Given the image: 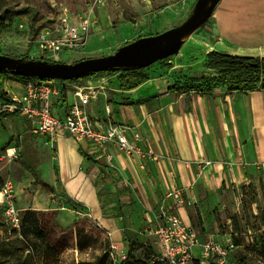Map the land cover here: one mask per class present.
<instances>
[{"label": "crops", "instance_id": "crops-1", "mask_svg": "<svg viewBox=\"0 0 264 264\" xmlns=\"http://www.w3.org/2000/svg\"><path fill=\"white\" fill-rule=\"evenodd\" d=\"M128 1L135 7L137 21H128L129 25L123 23L117 29L95 24L84 51L103 48L102 40L106 39L110 45L121 47L143 36L176 29L175 22L182 14L185 2L167 0L169 3L153 14L149 11L151 0ZM122 2L112 0L117 10ZM56 5L60 7L58 2ZM62 5V11L71 14L75 21L78 10L72 5ZM106 8L103 4L98 9L103 20L107 19ZM147 15L159 20L160 31H146L155 26L142 25ZM18 19V22L25 20ZM212 19L218 42L207 53L217 50L264 57V0H220ZM121 29L123 35H120ZM153 75V71L150 72V79L136 89L119 88L121 95L127 98L122 102L119 101L121 98L108 102L110 80L115 78L120 86L117 74L90 75L77 81H66L72 88H66L64 82L63 96L57 97L54 105L56 114L61 115L75 100L76 85L95 88L97 95L91 98L88 109L96 126L122 123L141 130L142 156L133 157L111 146L112 161H108L87 141L78 142L65 132L51 139L46 134L36 133L23 115L8 113L0 123V155L6 156L0 161L1 178L6 183L15 173L28 175L34 169L27 160L12 155L17 148L16 141L20 139L35 150L36 172L42 182L59 190L72 205L88 211L108 231L114 246L125 247L136 238L144 242L146 237L153 236L156 253H159L157 237L150 233L139 234V231L154 227L158 203L177 186L184 189L187 204L200 206V224L204 232L195 226L187 204L176 209L186 223L197 229L200 239L204 241L216 236L231 240L214 232L217 223L213 212L221 203L219 191L222 188L254 179L257 166L264 165V89L226 91V86H219L213 92L204 93L208 95V105L198 112L176 107L178 95L195 91L176 92L174 85L171 90L162 89ZM24 81L0 71V106L13 97H24ZM161 90L162 94L158 95ZM80 148L90 156V162L84 159ZM101 173L105 177L99 181L98 174ZM117 211L122 213L119 218L108 214Z\"/></svg>", "mask_w": 264, "mask_h": 264}, {"label": "rangeland", "instance_id": "rangeland-1", "mask_svg": "<svg viewBox=\"0 0 264 264\" xmlns=\"http://www.w3.org/2000/svg\"><path fill=\"white\" fill-rule=\"evenodd\" d=\"M198 1L185 0L181 8L182 14L175 22L178 28L196 14ZM57 2L60 9L56 5ZM168 3L167 0H151L149 11L154 14ZM62 4L72 5L73 9L78 10L77 13L92 15L96 25L101 24L107 28L117 29L123 23L129 25L128 21H137L134 18L135 7L133 8L128 0H123L119 10L112 0H106L103 3L108 7L106 20L100 18L98 11L103 4L96 6L91 0H0V16L7 19L4 28L0 30V55L21 64H37L41 61L76 63L83 59L109 56L120 48L118 44L110 45L106 39L102 40L104 46L101 49L91 52L82 49L74 54H63L58 60L37 51L35 40L38 34L43 27L57 20L58 13L64 9ZM50 13L55 16H49ZM212 15L202 26L192 31V37L185 39L175 55L161 56L149 64L146 71L149 75L153 71V78L160 83L162 89L171 90L176 82L208 79L218 75L216 70L208 67L206 59L207 52L218 42L214 34ZM18 17L25 19L22 20L25 28L18 27ZM151 17H144L142 25L149 27L154 24L152 30L147 28L146 31H160L159 20ZM122 33L123 29L120 35H123ZM109 41L111 42V39ZM0 71L6 72V69L0 68ZM111 74L113 73L108 75ZM64 85L66 88H72L69 82ZM109 86L108 102L113 99L121 98V102L127 99L121 95L115 78L110 80ZM160 94L162 90L159 91L158 95ZM207 105L208 95L204 93L193 92L177 96L176 107L179 109L199 112ZM16 145L17 158L27 160L34 170H30L28 175L17 172L10 179L14 185V201L22 218L20 231L11 228L4 213L5 208L0 204V264H100L103 257L106 264H123L126 259L124 253H128L129 244L125 247L114 246L108 231L103 229L88 211L72 205L71 200L61 196L59 190H54L42 182L36 172L35 150L20 139L16 141ZM5 181L0 176V191L4 189ZM219 192L221 203L213 212L217 223L214 232L219 236L226 235L235 243L242 242L232 254L230 264H264V252L261 251L260 244V237L264 232V165L257 166L254 179L243 180L239 184L222 188ZM162 200L159 205L163 203ZM187 207H190L197 229L204 232L205 229L200 224V206L193 203L187 204ZM108 214L119 218L122 213L117 211ZM132 241L135 245H141L134 251L137 260L149 259L158 251L156 238L153 236L146 237L144 242L137 238ZM133 261L134 259H131V262Z\"/></svg>", "mask_w": 264, "mask_h": 264}, {"label": "built area", "instance_id": "built-area-1", "mask_svg": "<svg viewBox=\"0 0 264 264\" xmlns=\"http://www.w3.org/2000/svg\"><path fill=\"white\" fill-rule=\"evenodd\" d=\"M99 6L106 0H91ZM96 21L88 13H76V20L68 12H60L59 18L42 28L35 40L36 50L58 60L63 53H76L89 41ZM25 28L24 22H17ZM69 80L56 78L29 77L25 79V94L19 99L13 97L2 103L0 111L20 114L32 124L33 130L56 139L61 132L73 136L78 142L87 141L98 150L106 160L112 161L111 146L135 157L142 156L139 142L143 140L141 130L122 123L96 126L89 112L90 100L97 95L96 89L84 85L75 86V100L67 105L61 115L56 114L54 105L57 97L63 96V84ZM18 148L12 155H17ZM5 154L0 155L3 161ZM105 177L98 174V180ZM13 183L7 181L0 194V204L13 230L20 231L22 218L20 209L14 201ZM187 204L184 189L180 186L168 191L156 213L153 228H144L139 234H154L160 243V252L155 253L149 264H230L232 254L238 248L233 240L210 236L200 239L197 229L184 221L176 211ZM128 253H124V258Z\"/></svg>", "mask_w": 264, "mask_h": 264}, {"label": "water", "instance_id": "water-1", "mask_svg": "<svg viewBox=\"0 0 264 264\" xmlns=\"http://www.w3.org/2000/svg\"><path fill=\"white\" fill-rule=\"evenodd\" d=\"M220 0H199L196 14L183 26L158 35L143 36L121 46L114 54L83 59L76 63L21 64L0 55V68L24 77L66 79L83 78L104 70L134 67L155 62L164 55H175L185 35L198 29L213 14Z\"/></svg>", "mask_w": 264, "mask_h": 264}, {"label": "trees", "instance_id": "trees-1", "mask_svg": "<svg viewBox=\"0 0 264 264\" xmlns=\"http://www.w3.org/2000/svg\"><path fill=\"white\" fill-rule=\"evenodd\" d=\"M7 21L5 16H0V30L4 28V23ZM49 62L51 61H44ZM207 65L211 69H215L218 75H214L208 79H194L191 81H184L183 83L176 82L174 84V90L181 93L189 92H213L219 86H226L230 91H242V90H256L264 89V57H249L234 55L222 51L212 50L207 54ZM149 64L134 67H123L110 70H104L94 73L93 75L104 74H117V78L120 83V89L133 90L141 86L143 83L150 79L149 73L146 71ZM10 75L26 79L18 74H14L10 70H6ZM34 78V77H33ZM80 78H71L69 81H77ZM65 87L62 88L64 92ZM9 112L0 111V123L2 117ZM1 143V142H0ZM1 150V147H0ZM80 151L81 148H80ZM84 159L87 162L91 161L90 156L85 152H81ZM31 169V167H29ZM34 170V169H32ZM262 245L261 251L264 252V232L261 235ZM235 242V241H234ZM237 246L242 245L241 241L235 243ZM141 245H135L133 241H129V251L123 264H149L152 257L145 260H137L134 256V251ZM131 259H134L131 262ZM100 264H106L105 257L100 260ZM192 264H201L199 260L194 261Z\"/></svg>", "mask_w": 264, "mask_h": 264}, {"label": "bare ground", "instance_id": "bare-ground-1", "mask_svg": "<svg viewBox=\"0 0 264 264\" xmlns=\"http://www.w3.org/2000/svg\"><path fill=\"white\" fill-rule=\"evenodd\" d=\"M193 32H189L188 34L185 35V39H189L190 37H192ZM0 198H2V194H0Z\"/></svg>", "mask_w": 264, "mask_h": 264}]
</instances>
